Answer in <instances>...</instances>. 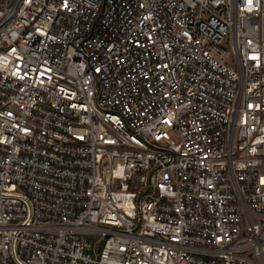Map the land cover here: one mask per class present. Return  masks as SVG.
<instances>
[{"label":"built area","instance_id":"built-area-1","mask_svg":"<svg viewBox=\"0 0 264 264\" xmlns=\"http://www.w3.org/2000/svg\"><path fill=\"white\" fill-rule=\"evenodd\" d=\"M0 264H264V0H0Z\"/></svg>","mask_w":264,"mask_h":264}]
</instances>
